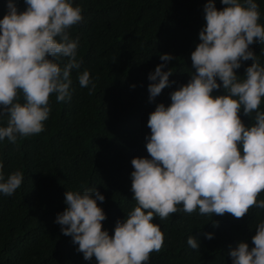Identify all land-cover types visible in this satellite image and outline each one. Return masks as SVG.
<instances>
[{"label":"clouds","instance_id":"9594fccd","mask_svg":"<svg viewBox=\"0 0 264 264\" xmlns=\"http://www.w3.org/2000/svg\"><path fill=\"white\" fill-rule=\"evenodd\" d=\"M24 2L27 7L19 12L8 0L0 19V119L7 120L0 126V141L12 144L18 137L45 131L50 96L55 94L58 103L69 100L71 72L82 64L77 59L79 37L73 39L69 31L83 22L82 9L71 0ZM221 3L222 10L213 0L204 7L206 23L191 54L195 72L189 82L170 93L169 106L157 104L149 115L151 134L145 147L150 159L131 160L136 206L116 222L113 235L102 230L106 215L97 201L103 203L105 197L95 188L64 193L66 208L54 222L64 236L72 237L85 261L94 257L97 264H148L150 254L164 245V233L152 223L156 217L166 220L178 211L198 210L201 215L228 213L241 219L250 208L264 209V200L257 199L264 191V66L249 47L264 44V26L258 23L261 13L255 0ZM61 58L66 59L63 67L57 62ZM173 59L161 55L164 63L148 75L149 102L169 86L173 72L162 69ZM248 60L252 65L238 77L234 70ZM78 81L81 88L91 85L89 91L95 90L88 71ZM221 87L224 94L214 97L213 91ZM241 109L254 121L251 126L242 122ZM3 169L0 160V193L11 197L23 174L15 171L5 177ZM187 244L193 250L199 247L191 235ZM252 244L250 249L240 242L231 249L232 264H264V221L256 225Z\"/></svg>","mask_w":264,"mask_h":264},{"label":"trees","instance_id":"16d2710c","mask_svg":"<svg viewBox=\"0 0 264 264\" xmlns=\"http://www.w3.org/2000/svg\"><path fill=\"white\" fill-rule=\"evenodd\" d=\"M7 2L0 0V19L7 13ZM12 2L19 12L27 7L24 0ZM71 2L82 9L84 18L69 30L73 39L79 37L77 59L82 61L80 69L71 72V98L58 103L55 94L50 96L44 132L18 137L15 144L0 141L5 177L15 171L23 174L21 187L11 197L0 193V264H97L94 257L85 261L72 237L64 236L54 222L66 208L64 193L95 188L103 195L105 201H97L106 215L102 230L112 236L116 222L136 206L131 160L150 159L145 147L150 113L157 104L169 106L170 93L186 85L195 72L191 54L200 43L208 0ZM255 2L261 13L258 23L264 26V0ZM213 3L217 10L225 7L221 0ZM249 47L264 66V44ZM163 54L174 57L162 69H171L173 75L169 86L149 102L147 77L164 63ZM57 62L63 67L66 59ZM252 63L241 61V68L234 70L237 76L243 78ZM84 71L90 73L94 91H89L91 85L80 87L78 76ZM222 94V87L212 93ZM260 110L264 111V98ZM240 118L246 127L254 123L242 109ZM6 123V118L0 119V126ZM257 199L264 200V191ZM261 221L264 209L255 207L241 219L228 213L201 215L198 210L178 211L166 220L156 217L152 223L164 233V245L150 254L148 264H232L229 251L240 242L251 249ZM207 233L213 239H206ZM190 235L198 241L197 250L187 244Z\"/></svg>","mask_w":264,"mask_h":264}]
</instances>
